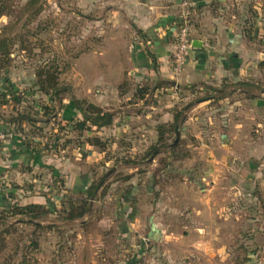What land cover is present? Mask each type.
Here are the masks:
<instances>
[{
  "label": "rangeland",
  "instance_id": "374dc122",
  "mask_svg": "<svg viewBox=\"0 0 264 264\" xmlns=\"http://www.w3.org/2000/svg\"><path fill=\"white\" fill-rule=\"evenodd\" d=\"M137 5V0H0L1 39L15 41L8 69L0 73V87L7 80L14 88L8 86L4 91L26 94L21 107L11 102V96L8 104L0 103V121L12 123L20 113L31 115L38 125L12 123L8 130L37 136L43 148L50 149L49 171L35 174L37 181L20 179L14 185L21 189L0 187V264H114L122 259L129 261L119 264H132V253L111 246L142 238L138 233L136 239L120 236L119 227L134 222L139 214L152 216L153 202L170 191V179L183 213L192 212L188 205L197 203L198 189L183 188L179 181L191 171L187 169L193 165L191 150L198 144L196 131L206 127L201 120L193 122L207 113L194 103L208 93L175 85L172 90L157 92V83L141 85L144 80L132 73L128 55L136 42L128 6ZM227 12L226 16L235 11ZM43 66L61 73V86L67 88L61 100L38 90L36 71ZM124 94L130 101L123 102ZM98 95L110 99L105 109L114 115L113 125L77 130L75 123L83 117L74 101L92 103ZM32 101L40 105L38 109L32 107ZM155 105L158 108L151 110ZM176 114L181 119L173 128ZM159 126H164L163 142L159 141ZM92 139L101 145H93ZM151 149L159 151L150 156ZM57 174L64 186L54 180ZM74 177L84 179L78 189L84 192L64 190ZM100 182L90 213L66 221L64 211L84 199L90 184ZM224 191L215 189V201L196 222L203 231L171 235L165 242L171 249L163 245L155 252L145 250L146 256H134V264H264V199L255 205L250 202L247 215L238 220L237 201L230 200L228 193L226 198ZM33 203L52 213L36 220L16 215L15 210ZM242 220L246 226L240 229L237 224ZM113 222L116 230L110 228Z\"/></svg>",
  "mask_w": 264,
  "mask_h": 264
},
{
  "label": "crops",
  "instance_id": "0c3cea01",
  "mask_svg": "<svg viewBox=\"0 0 264 264\" xmlns=\"http://www.w3.org/2000/svg\"><path fill=\"white\" fill-rule=\"evenodd\" d=\"M185 2L196 5L191 10L192 41H200L201 47H192L187 66L176 75L173 70L174 34ZM137 4V8L128 6L136 31V42L129 47L128 55L132 60V73L138 80H144L141 85L150 81L146 86L157 83V92L172 90L175 85L178 89L192 88L198 90L195 93L208 94L194 103L207 113L195 117L193 122L201 120L206 127L196 131L198 144L191 150L193 165L187 169L191 171L186 172L185 182L179 181L183 188L198 189L194 198L199 205L196 202L186 204L193 209L183 213V207L176 202L178 195L172 193L170 179L167 184L170 191H164L153 202L152 216L141 217L139 214L137 218L133 217L134 222L119 227L120 236L136 239L138 233L142 238L140 242L111 246L128 255L132 253V264L136 254L137 257L140 254L146 256L145 250L155 252L157 247L166 246L171 235L181 234L184 230L203 231L196 222L205 216L202 211L215 201L214 191L218 187L225 189L226 198L228 193L230 200L237 201L238 220L247 215L250 202L255 205L260 198L264 199V0H137ZM231 8L235 12L226 16ZM121 99L128 102L130 96L124 94ZM107 100H110L108 96L98 95L91 102L110 111L105 109ZM157 108L155 105L151 110ZM189 120L192 117L186 123ZM5 130L8 128L0 121V131ZM49 153L41 144H31L29 137L15 134L0 146V186H15L20 179L37 181L35 174L49 171ZM55 176L54 180L64 186L59 174ZM84 179L71 178L64 190L74 194L84 192V189L78 190ZM15 187L21 189V186ZM184 216L190 221L186 222ZM244 224L242 220L237 226L241 229L246 226ZM111 226L116 230V223ZM127 260H117L114 264Z\"/></svg>",
  "mask_w": 264,
  "mask_h": 264
},
{
  "label": "trees",
  "instance_id": "16d2710c",
  "mask_svg": "<svg viewBox=\"0 0 264 264\" xmlns=\"http://www.w3.org/2000/svg\"><path fill=\"white\" fill-rule=\"evenodd\" d=\"M2 11V7L0 8V14L3 12ZM2 36H0V73L1 72H5L9 66V56L12 54V46L15 44V41L12 38H2ZM8 60V62H7ZM60 74L59 71L57 69H55L54 67H48V66H43V67H39L37 68L36 71V77L38 80V90L41 93H45V95L50 96L51 99H60L61 100V94L63 92L67 91V88H64L63 86H61L60 83ZM1 76V74H0ZM8 86H12V88H14L13 85H10L9 81L5 80L3 81V83L1 84L0 87V103H2L3 105L8 104V97L11 96V102H14L15 106H19L21 107L22 104L24 102H26V98L25 95L23 93V96H19L16 95V93H7L6 91H4L5 89H7ZM19 96V97H17ZM201 100V99H200ZM198 101V100H197ZM54 102V101H52ZM33 108L38 109L37 107L40 106H36L35 102L32 101ZM74 105L77 109V111L82 115L83 119L79 120L77 123H75V128L79 131H91L93 128L96 129H103V128H108L111 127L114 123V115L108 111H105L104 109L92 104V103H87V101H80V100H75L74 101ZM87 105V107H85ZM31 107V108H32ZM32 108V109H33ZM43 110V107L41 109L38 110V113H40V111ZM181 119V115L179 116V114H176L174 117V123H173V128L178 126V123L180 122ZM3 121V120H2ZM4 122V121H3ZM5 126H9L12 123H18V124H24V123H29L31 125H38V121H36L31 115H28L26 113H20L18 114V116L14 119V122H9L6 120ZM164 126H159L158 128V135H159V141L163 142V131ZM12 131V129H10ZM14 133V131H12ZM18 134V133H14ZM26 138L28 139L27 135ZM29 142L33 145H37L41 144L40 141L37 139V136H32L29 137ZM90 143H93V145L95 146H99L101 145V141L97 140V139H92L89 140ZM44 150H50V149H46V146L44 145ZM61 150H66L61 149ZM173 150V149H172ZM157 151H159V149H151L149 151L150 156H152L154 153H156ZM50 152V151H49ZM138 164V163H137ZM102 182L98 183V184H92L89 188L86 189V194L84 199H80L79 201V205L77 204H71V208L69 210H66V208L64 210V214L66 215L65 220L66 221H74L77 219H80L86 215H88L90 213L91 210V201L96 199L97 193H98V189L101 186ZM71 202V201H69ZM16 215H23L26 214L27 216H30V220H32L33 218L36 220L38 218H41L42 214H49L52 213L49 209H47L42 205H38V204H30V205H26L25 207L21 208V209H17L15 210Z\"/></svg>",
  "mask_w": 264,
  "mask_h": 264
},
{
  "label": "built area",
  "instance_id": "2783aa9c",
  "mask_svg": "<svg viewBox=\"0 0 264 264\" xmlns=\"http://www.w3.org/2000/svg\"><path fill=\"white\" fill-rule=\"evenodd\" d=\"M183 6L185 10L176 26L174 34L176 48L173 52V70L176 75H180L184 71L189 62L190 52L192 50L193 21L191 18V10L196 5L192 2H185ZM13 136L14 133L11 130L0 131V146Z\"/></svg>",
  "mask_w": 264,
  "mask_h": 264
},
{
  "label": "water",
  "instance_id": "95a60500",
  "mask_svg": "<svg viewBox=\"0 0 264 264\" xmlns=\"http://www.w3.org/2000/svg\"><path fill=\"white\" fill-rule=\"evenodd\" d=\"M192 47H194V48L201 47L200 41H198V40L192 41ZM177 133L179 136V132H177Z\"/></svg>",
  "mask_w": 264,
  "mask_h": 264
}]
</instances>
